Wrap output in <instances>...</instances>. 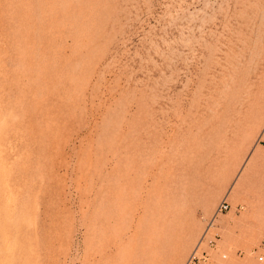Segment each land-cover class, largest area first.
Returning a JSON list of instances; mask_svg holds the SVG:
<instances>
[{"label":"rangeland","instance_id":"obj_1","mask_svg":"<svg viewBox=\"0 0 264 264\" xmlns=\"http://www.w3.org/2000/svg\"><path fill=\"white\" fill-rule=\"evenodd\" d=\"M263 129L264 0H0V264H264Z\"/></svg>","mask_w":264,"mask_h":264},{"label":"built area","instance_id":"obj_2","mask_svg":"<svg viewBox=\"0 0 264 264\" xmlns=\"http://www.w3.org/2000/svg\"><path fill=\"white\" fill-rule=\"evenodd\" d=\"M263 134H264V129H263ZM230 204L227 200H223L222 203L219 205L217 212H224L225 210H227L229 208ZM216 244V240L215 239H211L209 241V245L214 246ZM227 255L223 254V257L225 258ZM209 253L206 250H203L201 252V254H198V250L194 251V253L191 255L190 259H189V263H192L193 261H196L200 264H209ZM260 259L263 260L264 256H260Z\"/></svg>","mask_w":264,"mask_h":264},{"label":"bare ground","instance_id":"obj_3","mask_svg":"<svg viewBox=\"0 0 264 264\" xmlns=\"http://www.w3.org/2000/svg\"><path fill=\"white\" fill-rule=\"evenodd\" d=\"M209 1H210V0H209ZM208 5H209V4H208ZM248 9H249V8H248ZM202 10H203V9H202ZM262 11H263V10H262ZM260 14H261V13H260ZM193 18H194V17H193ZM202 19H203V18H202ZM204 19H205V18H204ZM258 19H259V18H258ZM202 22H203V21H202ZM200 27H201V26H200ZM193 28H194V27H193ZM193 28H192V29H193ZM190 29H191V28H190ZM233 32H234V31H233ZM248 99H249V98H248ZM259 121H260V120L257 119V120L253 123V126H252V128H251L252 130H254V129L257 127ZM245 168H246V167H245ZM251 169H252V168H251ZM209 203L212 204V201L209 202ZM209 203H208V204H209ZM213 222L216 223V222H217V219L214 218V219L212 220V223H213ZM212 223H211V224H212Z\"/></svg>","mask_w":264,"mask_h":264}]
</instances>
